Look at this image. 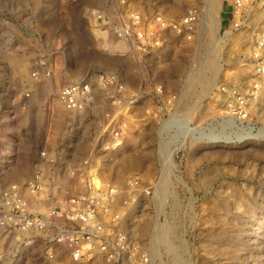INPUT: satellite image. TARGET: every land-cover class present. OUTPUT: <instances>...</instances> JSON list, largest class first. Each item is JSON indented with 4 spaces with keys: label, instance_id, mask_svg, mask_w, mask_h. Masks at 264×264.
Returning <instances> with one entry per match:
<instances>
[{
    "label": "rangeland",
    "instance_id": "rangeland-1",
    "mask_svg": "<svg viewBox=\"0 0 264 264\" xmlns=\"http://www.w3.org/2000/svg\"><path fill=\"white\" fill-rule=\"evenodd\" d=\"M130 1L145 14L156 11L169 17L205 3ZM110 2L0 0V184H22L36 170L41 149H48L64 168L88 154L110 107L98 94L88 111L69 114L56 97L61 86L88 69L117 73L128 85L146 92L161 83L179 96L189 76L214 79L208 88L196 85L195 95L179 99L177 113L189 121L187 130L192 132L182 122L185 131L180 129L177 138L171 133L164 139L167 145L144 115L150 102L135 106V122L129 125L122 149L95 153L99 173L104 181L118 184L128 175L144 182L164 181L150 201L132 213L127 226L131 237L149 250L151 264H264V80L255 77L250 56L255 40L264 37V0H246L245 15L239 16L245 22L237 30L232 25L233 0H218V34L203 38L197 31L192 42L172 40L148 53L128 47L122 54L100 49L91 28L100 29L112 48L120 43L110 29L89 17L91 9L110 14ZM177 2L180 7L172 10ZM33 72H38L36 80ZM253 82L259 83V91L250 98V118H229L221 90L245 91ZM122 154L128 164L137 161L143 169L125 165L116 181L103 169L121 167L114 159ZM162 165L167 166L165 171ZM146 170L148 176H141ZM157 224L164 228L166 241L155 250L149 244ZM20 264L41 262L32 256Z\"/></svg>",
    "mask_w": 264,
    "mask_h": 264
},
{
    "label": "built area",
    "instance_id": "built-area-1",
    "mask_svg": "<svg viewBox=\"0 0 264 264\" xmlns=\"http://www.w3.org/2000/svg\"><path fill=\"white\" fill-rule=\"evenodd\" d=\"M245 3L233 0L235 30L245 22L239 17L245 15ZM109 9L110 14L91 9L89 17L110 29L116 42L141 53L160 50L172 40L192 42L204 12L203 5L193 4L177 17L156 11L145 14L130 0H111ZM255 41L250 49L253 70L255 77L264 80V37ZM31 77L36 80L38 72ZM258 91L257 82L245 91L222 89L226 115L248 120L250 98ZM98 94L110 110L85 157L64 168L48 149H41L36 153V170L22 184H0V264H20L32 256L41 264H151L149 250L131 237L127 226L139 205L150 201L158 179L144 182L128 175L119 184L104 181L95 153L122 144L129 125L135 122L132 109L146 100L151 107L145 117L156 125L158 137L176 136L182 129L177 113L179 93L166 90L161 83L146 92L128 85L117 73L88 69L61 86L56 97L65 112L75 114L95 106Z\"/></svg>",
    "mask_w": 264,
    "mask_h": 264
},
{
    "label": "bare ground",
    "instance_id": "bare-ground-1",
    "mask_svg": "<svg viewBox=\"0 0 264 264\" xmlns=\"http://www.w3.org/2000/svg\"><path fill=\"white\" fill-rule=\"evenodd\" d=\"M250 3V2H249ZM182 4V3H181ZM203 6H204V12H203V15H202V17L200 18V22H199V24H198V31H199V33H200V36H202L203 38H204V36L205 37H207V36H209V35H215V34H218V30H219V19H218V13H219V11H220V4H219V2H218V0H205V3L203 4ZM173 7V9L172 10H177L176 8H179L180 7V3H174V5L172 6ZM169 10V9H168ZM171 10V11H172ZM105 11V10H104ZM111 12V11H110ZM166 15V14H165ZM168 16V15H167ZM172 17V16H171ZM98 27V26H97ZM91 28H93V31H94V33H93V36L95 37V38H99L98 39V41L99 42H97V46L98 47H100V49H101V46L103 47H106V48H108L110 51L112 50V52H114V53H116V54H122V52H124V49L126 50V49H128V45H126V44H123V46L121 45V43H119V44H117L116 46H114L113 48L110 46V45H108V42H107V40H106V37H105V35L104 34H101L98 30H100V29H98V28H94V25H92L91 26ZM100 28V27H99ZM174 41V40H173ZM176 41V40H175ZM107 42V43H106ZM107 45V46H106ZM207 47V46H206ZM103 50V49H102ZM206 50V49H205ZM200 55V54H199ZM215 55V54H214ZM212 56V55H211ZM213 58H214V56H213ZM212 61H213V59H212ZM254 63V62H253ZM205 66V65H204ZM210 66L212 67V65L210 64ZM210 66H209V68H210ZM214 67V66H213ZM212 69H215V68H212ZM213 71V70H212ZM198 76V75H197ZM200 77V76H199ZM214 80V79H213ZM213 80H210V79H207V78H205V77H202V78H193V77H191V76H189V78H188V80H187V84H186V87L184 88V90L180 93V100L182 99V98H189V97H192V95H195L196 94V90L194 89V87L196 86V85H198V86H200V88H202V89H206V88H208L209 87V85H210V82L211 81H213ZM166 87L168 88V87H170V84H168L167 83V85H166ZM168 90V89H167ZM251 106H253V104L251 105ZM250 106V107H251ZM145 115V114H144ZM225 115V114H224ZM180 121H181V123L183 122V124L184 125H186V130L188 129V120H186V121H184V120H182V119H180ZM133 123V122H132ZM131 123V124H132ZM182 125V124H181ZM180 125V126H181ZM155 127V126H154ZM183 127H185V126H183ZM182 127V128H183ZM156 129V128H155ZM184 129V131H185V128H183ZM128 130H129V128H128ZM182 130V129H181ZM181 130H180V132H181ZM190 130H191V128H190ZM190 130H187V131H189V133L190 132H192V131H190ZM186 133V132H185ZM178 134H182V133H178ZM178 134H176V136L178 135ZM174 135V134H173ZM175 136V137H176ZM180 136V135H179ZM183 136V135H182ZM160 137V136H159ZM181 137V136H180ZM132 138V137H131ZM161 138V137H160ZM170 138V137H169ZM177 138V137H176ZM254 138V137H253ZM159 139V138H158ZM181 139V138H180ZM183 139H184V137H183ZM164 140V139H163ZM130 143V142H129ZM161 143H163V142H161ZM174 143V142H173ZM172 143V144H173ZM122 145V144H121ZM119 146L118 148H116V149H122V147L123 146ZM125 145H127V144H125ZM163 145V144H162ZM167 145V144H166ZM129 146H130V144H129ZM159 146H160V144H159ZM166 148V146H162V148ZM126 148V147H125ZM164 148V149H165ZM164 149H162L163 151H164ZM167 149V148H166ZM165 149V150H166ZM115 150V149H114ZM168 150V149H167ZM169 151V150H168ZM161 152V151H160ZM166 153V152H165ZM161 154H163L164 155V153L163 152H161ZM162 155V156H163ZM167 155H169V154H167ZM164 157V156H163ZM166 157V156H165ZM164 157V158H165ZM167 159H168V157H167ZM115 160V161H114ZM113 161L115 162V164L117 163V164H120L121 165V167L120 166H118L116 169L114 168H111L110 167V165H109V167H107V166H105L104 164V171L106 172L105 173V175L107 176H113V178L117 181L118 179H120V177L124 174V172H125V165H127V166H129V168L130 169H136V170H141V169H143L142 168V166H141V164L139 165V164H137V161H136V163L135 162H133V161H131V162H129V164H128V162H126V159L123 157V154H122V157H120L119 158V160L117 159H114ZM102 161H103V159H102ZM106 161V160H105ZM166 161V160H165ZM165 161H163L164 162V165H165ZM112 162V161H111ZM167 162H169V161H167ZM103 163V162H102ZM113 163V162H112ZM100 164V163H99ZM113 165V164H112ZM164 165H162V170H164L165 171V169H166V167L167 166H164ZM126 166V167H127ZM124 167V168H123ZM147 169V168H146ZM148 170V169H147ZM145 171V172H141L140 174H141V176H143V177H147L148 176V171ZM103 171V172H104ZM144 171V170H143ZM164 173V172H163ZM102 175V174H101ZM165 175V174H164ZM107 176V177H108ZM163 176V175H162ZM101 178H103V177H101ZM112 178V177H111ZM105 179V178H104ZM103 179V180H104ZM164 182V181H163ZM162 182V180H160L159 179V181H158V183H157V186L156 187H159V185L161 184V183H163ZM158 225V224H157ZM160 225H158V227L156 228L155 227V230L153 231V233H152V235H151V237H150V247L151 248H153V249H155L158 245H159V243H162V242H164V241H166V236H165V230H164V228L162 227V226H160ZM162 227V228H161ZM149 242V241H148ZM142 243V242H141ZM143 244V243H142ZM156 250V249H155ZM154 252V251H153ZM92 262H96V261H92ZM91 263V262H90ZM98 263V262H97Z\"/></svg>",
    "mask_w": 264,
    "mask_h": 264
}]
</instances>
